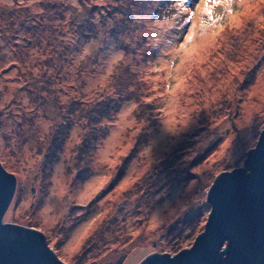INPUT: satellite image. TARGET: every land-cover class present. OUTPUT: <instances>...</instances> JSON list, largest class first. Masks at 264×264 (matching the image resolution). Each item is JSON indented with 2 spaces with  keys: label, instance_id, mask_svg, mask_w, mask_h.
<instances>
[{
  "label": "rangeland",
  "instance_id": "1",
  "mask_svg": "<svg viewBox=\"0 0 264 264\" xmlns=\"http://www.w3.org/2000/svg\"><path fill=\"white\" fill-rule=\"evenodd\" d=\"M204 7L0 0L4 221L41 230L65 264L193 244L208 188L264 120V0ZM104 101L117 110L92 123Z\"/></svg>",
  "mask_w": 264,
  "mask_h": 264
},
{
  "label": "water",
  "instance_id": "2",
  "mask_svg": "<svg viewBox=\"0 0 264 264\" xmlns=\"http://www.w3.org/2000/svg\"><path fill=\"white\" fill-rule=\"evenodd\" d=\"M242 163L215 176L204 229L190 247L153 252L138 264H264V120ZM15 184L0 164V264H65L41 230L3 220Z\"/></svg>",
  "mask_w": 264,
  "mask_h": 264
},
{
  "label": "trees",
  "instance_id": "3",
  "mask_svg": "<svg viewBox=\"0 0 264 264\" xmlns=\"http://www.w3.org/2000/svg\"><path fill=\"white\" fill-rule=\"evenodd\" d=\"M117 110V105H113L110 102H103L100 107L96 110L97 115H89V119L92 120V123H95L102 118H111L113 116V112Z\"/></svg>",
  "mask_w": 264,
  "mask_h": 264
},
{
  "label": "snow or ice",
  "instance_id": "4",
  "mask_svg": "<svg viewBox=\"0 0 264 264\" xmlns=\"http://www.w3.org/2000/svg\"><path fill=\"white\" fill-rule=\"evenodd\" d=\"M195 2V0H193ZM233 0H202V3L204 4V12L211 18L212 16V8L221 4L225 5H231ZM194 14V13H193ZM193 14H189V19H191V16ZM189 39H191V35L189 36Z\"/></svg>",
  "mask_w": 264,
  "mask_h": 264
}]
</instances>
